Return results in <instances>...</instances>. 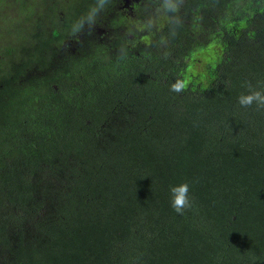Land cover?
Instances as JSON below:
<instances>
[{"label":"trees","instance_id":"obj_1","mask_svg":"<svg viewBox=\"0 0 264 264\" xmlns=\"http://www.w3.org/2000/svg\"><path fill=\"white\" fill-rule=\"evenodd\" d=\"M174 2L0 0V264H264V0Z\"/></svg>","mask_w":264,"mask_h":264},{"label":"clouds","instance_id":"obj_2","mask_svg":"<svg viewBox=\"0 0 264 264\" xmlns=\"http://www.w3.org/2000/svg\"><path fill=\"white\" fill-rule=\"evenodd\" d=\"M163 9L171 12L178 11L177 5L174 0H164L162 5ZM102 10L99 6H93L86 17H82L80 19V23L82 25L83 20L87 18L90 14H94L98 11ZM103 30V29H101ZM189 80L187 78L183 80H177L175 84L171 85V90L174 92L179 93L181 90L187 88ZM257 102V108L262 109L264 108V94L261 91L251 90L250 94L248 95H241L239 97V103L242 106H252L253 102ZM171 193V206L177 214L183 215L186 209L192 207V201L189 198V185L187 183H182L178 186H172L170 188Z\"/></svg>","mask_w":264,"mask_h":264},{"label":"rangeland","instance_id":"obj_3","mask_svg":"<svg viewBox=\"0 0 264 264\" xmlns=\"http://www.w3.org/2000/svg\"><path fill=\"white\" fill-rule=\"evenodd\" d=\"M144 4H146L145 5V7L147 6V9L148 10H146V11H155V12H157V13H160V10L158 9L159 7H158V4L155 6V5H152V4H150V2L148 1V2H146V3H144ZM151 6V7H150ZM111 16H110V18H114V16H116V14H114V13H111L110 14ZM131 19H133V18H131ZM151 19V18H150ZM152 19H154V17L152 18ZM133 23H135V24H138V25H140L139 23H136V22H133ZM100 29V28H99ZM98 29V30H99ZM100 31V30H99ZM101 33V32H100Z\"/></svg>","mask_w":264,"mask_h":264},{"label":"flooded vegetation","instance_id":"obj_4","mask_svg":"<svg viewBox=\"0 0 264 264\" xmlns=\"http://www.w3.org/2000/svg\"><path fill=\"white\" fill-rule=\"evenodd\" d=\"M105 31H106V33H108L107 32V30H100V31H98V32H101V33H105ZM115 32H117V35H121L122 33H123V28H119L118 30H116ZM115 32H114V34H115ZM114 34H113V36H114ZM108 36V35H107Z\"/></svg>","mask_w":264,"mask_h":264}]
</instances>
